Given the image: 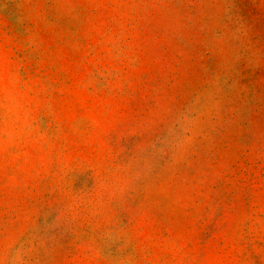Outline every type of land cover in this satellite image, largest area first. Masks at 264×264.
Segmentation results:
<instances>
[{
	"label": "rangeland",
	"instance_id": "obj_1",
	"mask_svg": "<svg viewBox=\"0 0 264 264\" xmlns=\"http://www.w3.org/2000/svg\"><path fill=\"white\" fill-rule=\"evenodd\" d=\"M0 264H264V0H0Z\"/></svg>",
	"mask_w": 264,
	"mask_h": 264
}]
</instances>
